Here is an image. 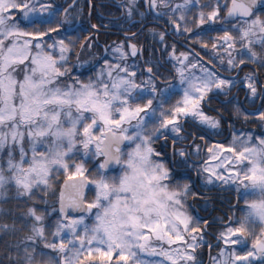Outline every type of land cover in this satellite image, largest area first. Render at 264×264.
<instances>
[{
    "label": "snow or ice",
    "instance_id": "snow-or-ice-1",
    "mask_svg": "<svg viewBox=\"0 0 264 264\" xmlns=\"http://www.w3.org/2000/svg\"><path fill=\"white\" fill-rule=\"evenodd\" d=\"M113 6L0 0V264H205V249L207 264H264V131L235 127L264 129V104L233 96L264 102V0ZM113 29L99 70L73 76L76 48ZM225 129L229 147H207ZM220 185L241 214L194 215Z\"/></svg>",
    "mask_w": 264,
    "mask_h": 264
},
{
    "label": "flooded vegetation",
    "instance_id": "flooded-vegetation-1",
    "mask_svg": "<svg viewBox=\"0 0 264 264\" xmlns=\"http://www.w3.org/2000/svg\"><path fill=\"white\" fill-rule=\"evenodd\" d=\"M105 2L108 3V5L111 8V10L114 13H116V9L113 6L116 3V0H105ZM140 2H141V4H143V0H140ZM141 10H143V7L141 8ZM116 14H118V13H116ZM149 19L151 20L152 18L149 17ZM161 23H163V24H165V26H167V21L166 20H162ZM149 26L151 27V26H154V25H149ZM168 30L171 32V28L170 27H169ZM132 31L135 32V31H137V29L133 28ZM115 32H116V30L113 29V34H111V36H114V37H108V36L101 37L100 45L104 46L105 42L119 40V39L122 38L118 34H114ZM150 41H151V37L147 36V35L142 36L141 40H140V42L144 43V44H149ZM168 42L170 44L171 43H176L178 49L181 50V51H187L188 48L185 46V44H191L192 48H194L196 50V52L199 53L200 56L203 58V61L206 62V61L211 60L213 64L216 63L215 60L213 59V56H208L206 54V52L202 51L201 49L198 48V46H196L194 43H192L191 40H189L188 37H185L183 35H172L169 38ZM157 47H159V46H157ZM102 54H103V52H102ZM158 55L163 56L165 54L164 53H158ZM162 71H173L174 72V69H172V65L171 64H167L166 63L165 67L162 69ZM173 83H175V84L179 83L178 79L177 80H173ZM233 96H235L238 99V101L243 106H245V107L250 106L249 109H252V106L255 105L256 103H259V98L255 99L253 101V103H250L249 100H246L245 99V93H244V91L242 89L239 90V91L234 89L233 90ZM233 102L236 103V100H233ZM210 114L214 115V113H210ZM189 124L192 125V122H189ZM191 125H189V126H191ZM217 140H218V138L214 137V142L217 141ZM202 147H204V145H202ZM202 151H203V149H202ZM193 159H195V160H197L199 162L201 161V157L200 158L193 157ZM197 187L198 188L200 187V181L199 180H197ZM200 190H201V192H206V190L210 191L209 194L211 196V201L208 203V207H204L205 202L203 200L196 201L195 204H194V209H193V214L194 215H199V216H202V217L207 218V219H211L213 217H222V218L226 219V214L227 215H232L233 214V212L231 211L230 208H233V206L235 204H237V199H236V203L235 204H230V203L225 201L227 198L223 199L221 197H216L214 195L215 191L212 188H209V189L201 188ZM223 205H226L228 207V209L225 208V207L222 208ZM217 227H218V225H217ZM213 230H215V228ZM208 239H212V237L209 236ZM213 253H215V249H213ZM207 260H208V255H207V251H206V260L205 261L207 262ZM206 262H205V264H206Z\"/></svg>",
    "mask_w": 264,
    "mask_h": 264
},
{
    "label": "trees",
    "instance_id": "trees-1",
    "mask_svg": "<svg viewBox=\"0 0 264 264\" xmlns=\"http://www.w3.org/2000/svg\"><path fill=\"white\" fill-rule=\"evenodd\" d=\"M55 2L57 4L59 2H61L59 5H61L64 8H68L69 5H71L73 3V0H55ZM85 2H86V0H77V3L80 5L81 8L84 7ZM85 11H87L86 8H85ZM69 12H70V14H74V11H73L72 8H69ZM93 22H96V21L93 20ZM70 34H72V33H70ZM212 34L215 35L216 33H212ZM108 37H114V36H111V34H109ZM193 39L194 38L190 36L189 40H191V42L193 41ZM110 42H105V43H110ZM195 45L198 46L197 44H195ZM198 48L201 49L200 46H198ZM203 51H205L207 55L209 54V51L208 50H203ZM76 52L79 54V59H80L81 62H88L89 65L91 66V65L94 64L95 60H97L98 57L102 54L103 48L100 45L98 47H94L93 49H90V50L89 49H85V50L82 51L79 47H77L76 48ZM71 60H72V63L73 64L74 63H77V60H76V57L75 56H72L71 57ZM84 65L86 66V64H84ZM69 67H71V64L69 65ZM77 69H80V68H77ZM77 69L74 70L75 73H73V76L79 75L81 77V79L86 78V76H88L89 73H90V75H93L94 74V71L96 70V68L94 70H92V68H90L91 69L90 72L89 71H86L85 72L83 69H81L82 72H77L76 73ZM262 104H264V102H261V105L260 106L258 105V103H256L255 105H253V108H257L258 106L261 108ZM240 105H241L242 108L244 107L241 103H240ZM229 107H231V106L229 105ZM235 127L237 129H246V130H251L252 129L255 132H258V133L260 132L261 133L260 129H257V122H255V120H253V122H250V123H243L242 121H238V122H236ZM260 128H262V127H260ZM223 133H224V136H226V137H227L228 134H230V132L227 129H225L221 133L215 135L216 137L215 136H207L208 137L207 141L208 142L210 141V143H212V142H214V137L215 138H217L218 136L221 137V136H223ZM179 175H183V172L179 173L178 176ZM58 179L62 182L64 180V176L61 175L60 177H58ZM227 194H228V197H227L228 200H225V201L228 202V203H230V204L236 203V199H235L236 197L234 196V194L232 192H227ZM93 195H94V193L91 190L88 196L91 198ZM15 204H16V201H12V205L11 206H14ZM236 205H237L236 207L230 208V209L233 212V214H235L236 216H239V214L241 213L240 204L237 202ZM223 207H225V208L228 209V207L226 205H223L222 208ZM206 251L207 250L205 249L204 256H203V259L204 260L206 259V257H205Z\"/></svg>",
    "mask_w": 264,
    "mask_h": 264
},
{
    "label": "rangeland",
    "instance_id": "rangeland-1",
    "mask_svg": "<svg viewBox=\"0 0 264 264\" xmlns=\"http://www.w3.org/2000/svg\"><path fill=\"white\" fill-rule=\"evenodd\" d=\"M183 2V0H174V3H182ZM202 2H203V0H202ZM61 2H59L58 4H60ZM69 4V3H68ZM189 38H190V36H188ZM209 51V54H208V56H213V54H212V52L210 51V50H208ZM205 52V51H204ZM107 55H109V58H110V53H108ZM101 56V55H100ZM100 56L98 57V59L97 60H95V62H94V64L93 65H95L96 63H98L97 61H100ZM72 61V60H71ZM81 62V61H80ZM102 63H103V61H102ZM101 63V64H102ZM84 64H86V66L84 65ZM101 64L100 65H95L94 67H92L93 65H89V63L88 62H83V67H81L80 69H77V71H76V73L77 72H82V70L81 69H83L85 72L86 71H91V69L90 68H92V70H94L95 68H96V70L95 71H97V70H99V68H100V66H101ZM95 71H94V73H95ZM73 73H75V71L73 70ZM72 73V74H73ZM197 74H199V73H197ZM89 75H90V73H89ZM88 75V76H89ZM87 77V76H86ZM178 84V83H177ZM176 99H179V96H177L176 97ZM174 102V101H173ZM250 103H253V101H249ZM248 107H250V106H248ZM191 122V121H190ZM189 125H191V124H189ZM261 127V125L259 124V123H257V129H260V131H264V129H262V128H260ZM244 130H246V129H244ZM246 131H253L252 129L251 130H246ZM253 133L255 134V135H259L260 134V132L258 133V132H255V131H253ZM237 134H239V133H237ZM216 137V136H215ZM218 138V140L217 141H215V142H212V143H210V141L208 142L207 141V139H208V137L206 136V142H207V147H212V145H215V144H224V147H225V149H227L228 147H229V145H230V142H231V139H232V136H231V133H230V135L228 136V137H226V136H224V133H223V136H221V137H217ZM201 147H202V145H201ZM207 147H202V149H203V151H202V153H206L207 152ZM196 158H198V157H196ZM200 158V157H199ZM207 157L206 156H202L201 157V161L200 162H202V160L203 159H206ZM198 163H199V161H198ZM93 187V186H92ZM210 188H212L214 191H215V196L216 197H221V198H223V199H225V198H227L228 197V194H227V192H232L233 194H234V196L236 197V193L234 192V191H232V190H228V186H226V185H220V186H218V187H211L210 186ZM206 192H210V191H207L206 190ZM235 199H237V198H235ZM226 200H228V199H226ZM233 204V203H232ZM235 204V203H234ZM239 204H240V210L242 211V209H243V207H244V203H243V200H240L239 201ZM237 205L235 204L234 206H233V208L234 207H236ZM204 207H208V203L207 204H204ZM241 214V213H240ZM239 214V215H240ZM215 252H216V249H215ZM206 254V253H205ZM213 255H215V253H213ZM205 257H206V255H205ZM206 262V261H205ZM206 264H207V262H206Z\"/></svg>",
    "mask_w": 264,
    "mask_h": 264
},
{
    "label": "water",
    "instance_id": "water-1",
    "mask_svg": "<svg viewBox=\"0 0 264 264\" xmlns=\"http://www.w3.org/2000/svg\"><path fill=\"white\" fill-rule=\"evenodd\" d=\"M188 44H185V46L187 47ZM196 52V51H195ZM106 55L105 53H103V56ZM92 186L89 187V189H86V194L88 195L89 192L91 191Z\"/></svg>",
    "mask_w": 264,
    "mask_h": 264
}]
</instances>
